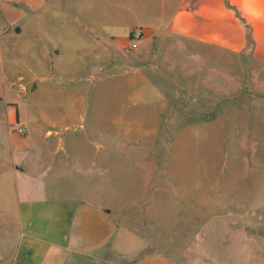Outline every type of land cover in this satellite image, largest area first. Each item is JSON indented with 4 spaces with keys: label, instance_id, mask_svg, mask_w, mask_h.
Instances as JSON below:
<instances>
[{
    "label": "rangeland",
    "instance_id": "rangeland-1",
    "mask_svg": "<svg viewBox=\"0 0 264 264\" xmlns=\"http://www.w3.org/2000/svg\"><path fill=\"white\" fill-rule=\"evenodd\" d=\"M14 1L20 18L29 13ZM35 2L33 30L23 18L20 31L0 37V45H11L16 32L17 51L47 49L49 59L38 77L21 64V81L2 78L0 59V254L18 240L15 190L25 186L47 188L68 208L112 209L107 215L121 226L128 257L161 250L181 264H264V92H251L256 75L248 60L185 52L174 35L165 51L159 37L148 46L143 35L132 39L167 23L158 0H92V19L67 17L63 29L45 28L48 36L39 29L46 4ZM123 33L118 45L112 35ZM164 59L177 78L192 65V92L180 79V95L152 80L147 66ZM237 81L241 89L231 92ZM40 111L60 117L55 134L45 137L46 126L27 122ZM234 223L247 227L238 232Z\"/></svg>",
    "mask_w": 264,
    "mask_h": 264
},
{
    "label": "crops",
    "instance_id": "crops-1",
    "mask_svg": "<svg viewBox=\"0 0 264 264\" xmlns=\"http://www.w3.org/2000/svg\"><path fill=\"white\" fill-rule=\"evenodd\" d=\"M4 1L11 3L8 8H4L0 0V23L1 20L4 21L0 37L11 27L15 29L14 31H20L22 27L17 28V21L23 18L24 28L33 30L36 8L33 5L36 0H23L29 13H25L21 18L16 14L15 1ZM158 1L161 4V12L170 15L167 23L160 29L147 27L143 32L146 46L151 41L155 43L156 37H159L161 43L165 44L162 49L168 50L170 36L174 35L183 40L184 51L188 53L228 51L235 57H244L248 60L247 66L252 67L256 75L255 88L251 92L262 97L260 94L264 92V80L259 79L261 75L264 77V0ZM40 2L46 4V9L41 10L39 15L41 21L39 29L45 36L49 35L46 34L45 28L63 29L65 26L63 20L67 17H71L72 20L78 17L87 20L93 18V11L89 6L92 0H40ZM49 4L55 6L52 8L54 12L48 13ZM51 19L56 22L51 25L52 27H47L46 23ZM69 26L74 27V23H70ZM15 35L17 33L13 32L10 36L11 45L8 43L7 46L0 45V52H4L0 55L2 78L5 80L6 73H9L21 81L24 78V74L19 70L21 64L28 67L31 75L38 77L49 66L48 50L41 48L34 52L25 46L17 51ZM112 38H117L116 43L119 45L126 39V35L124 33L122 36L112 35ZM56 51L57 53L50 56L52 61L59 55V50ZM158 63L159 66L149 64L147 67L151 69L149 74L152 75V80L160 88L180 95L182 89L181 86L179 89L180 79L184 84V90L187 93L192 92L194 81L192 65L185 63L184 68L188 67V70L177 78L168 73L172 66L165 59ZM11 83L15 82H10V85ZM237 83V87L232 88L231 92L241 89L240 81ZM210 88L215 89L214 86ZM9 113L7 114L10 115ZM59 118L40 111L28 115L26 120L39 130L46 126L47 130L44 132L46 137L55 134L52 128ZM8 137L12 150L11 165L15 160L16 142L9 133ZM7 159L4 158V161ZM4 161L3 163H7ZM10 170L16 180L19 174L17 167L11 165ZM15 192L18 199L19 237L9 254H0V264H181L161 250H151L138 257H128L126 249L122 248L118 239L121 226L117 220L107 215L112 209L103 210L85 202H78L73 209L68 208L59 198H51L47 188L43 187L24 186L22 190L18 187ZM234 226L238 232L239 228L247 227L237 223H234ZM108 247L109 252H105Z\"/></svg>",
    "mask_w": 264,
    "mask_h": 264
},
{
    "label": "built area",
    "instance_id": "built-area-1",
    "mask_svg": "<svg viewBox=\"0 0 264 264\" xmlns=\"http://www.w3.org/2000/svg\"><path fill=\"white\" fill-rule=\"evenodd\" d=\"M140 36H142L141 32H137L136 34L133 33V35H131L132 39H138ZM21 130V129H19Z\"/></svg>",
    "mask_w": 264,
    "mask_h": 264
}]
</instances>
